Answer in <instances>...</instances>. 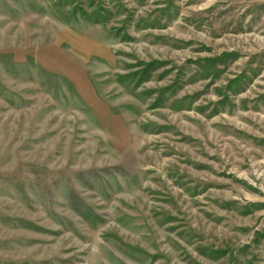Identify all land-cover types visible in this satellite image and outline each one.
<instances>
[{"label": "rangeland", "instance_id": "374dc122", "mask_svg": "<svg viewBox=\"0 0 264 264\" xmlns=\"http://www.w3.org/2000/svg\"><path fill=\"white\" fill-rule=\"evenodd\" d=\"M0 264H264V0H0Z\"/></svg>", "mask_w": 264, "mask_h": 264}]
</instances>
